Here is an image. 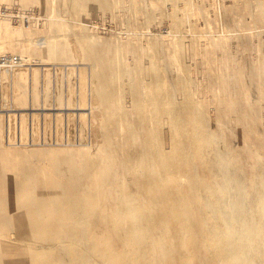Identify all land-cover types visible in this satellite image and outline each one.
I'll return each mask as SVG.
<instances>
[{"label":"rangeland","instance_id":"rangeland-1","mask_svg":"<svg viewBox=\"0 0 264 264\" xmlns=\"http://www.w3.org/2000/svg\"><path fill=\"white\" fill-rule=\"evenodd\" d=\"M5 54L17 62L0 64V148L13 152H0V238L18 236L15 224L3 221L1 201L11 198L12 216L33 204L42 208L25 190L48 195L49 172L89 198L87 210L103 238L137 246L160 232L170 244L190 230L192 264H211L199 257L196 233L195 180L203 168L195 133L212 135L240 163L245 157L264 164V0H0V57ZM153 65L159 80L150 76ZM128 193L143 215H120ZM131 224L144 227L128 232ZM132 255L138 264L161 263L159 255L149 263L145 252Z\"/></svg>","mask_w":264,"mask_h":264},{"label":"bare ground","instance_id":"bare-ground-1","mask_svg":"<svg viewBox=\"0 0 264 264\" xmlns=\"http://www.w3.org/2000/svg\"><path fill=\"white\" fill-rule=\"evenodd\" d=\"M260 3H262V2H260ZM144 6H145V4H144ZM147 7L148 6H146L145 9ZM146 10H145V12H146ZM147 13H148V10H147L146 14ZM148 31H150V30H148ZM134 33L136 34L137 32H134ZM178 33H180V32H178ZM147 37H148V35H147ZM152 41H153V38H152ZM45 45H47V44H45ZM150 45H151V43H150ZM153 45L154 44L152 43V46ZM178 48H179V46H178ZM141 49H143V48H141ZM35 50H36V52H38L41 50V48L35 47ZM146 50H147V48H146ZM147 51L145 53H147ZM46 54H47V52H46ZM27 56H29V55H27ZM22 57L23 56H21V58ZM111 58H109V59H111ZM105 60H107V59H105ZM162 60H163V58H162ZM42 61H39V62H42ZM47 61H49V60H47ZM16 62L13 64L15 65ZM64 63H66V62H64ZM154 63L155 62H153V64ZM19 64H21V63H19ZM150 65H152V64H150ZM164 65H166V63ZM67 66H66V68H67ZM42 67H43V65H42ZM157 67H158V65H157ZM153 68L157 69L153 65V67L151 68V71H149V73H150V76L153 77V79L157 80L158 79V77H157L158 75L156 74L157 70L154 72ZM87 69H89V68H87ZM90 72H91V70H90ZM179 72H180V69H179ZM253 72H254V70H253ZM179 74H181V73H179ZM182 75H184V74H182ZM184 76H185V78L187 77L186 74ZM112 77H113V75H112ZM99 79H100V76H99ZM110 79H111V77H110ZM189 79H186V80H189ZM263 79H264V77H263ZM263 79H261V80L263 81ZM27 81H28V79H27ZM155 82H157V81H155ZM77 83H79V82H77ZM85 83H88V82L85 81ZM86 87L88 88L87 85H86ZM90 88H91V86H90ZM182 88H183V86H182ZM186 88H187V86H186ZM186 88H185V90H186ZM74 89H75V87H74ZM77 89H79V87ZM61 92H63V91H61ZM77 92H78V90H77ZM173 92H175V91H173ZM182 92H184V91L182 90ZM41 94H42V91H41ZM260 95H261V93H260ZM90 98H91V96H90ZM158 98H159V96H158ZM152 99L155 100L154 98H152ZM65 102L67 103V101H65ZM169 104L171 105V103H169ZM187 104L190 105L189 101ZM59 105H61V104H59ZM67 106L68 105H66V107ZM193 106H195V105H193ZM84 107H85V105H84ZM84 107H82V108L84 109ZM76 109H77V107H76ZM164 109H165V107H164ZM184 109H185V107H184ZM225 109H226V107H225ZM61 110H63V108ZM70 110L71 109H69V111ZM182 110H183V108H182ZM252 110H254V109H252ZM80 111H82V110H80ZM80 111H76V113L80 112ZM172 113H173V111H172ZM178 113H180V112H178ZM194 113H196V112H194ZM225 113H228V112H225ZM192 115H193V113H192ZM202 116L203 115H201V117ZM67 117H69L68 113H67ZM201 117H200V119H201ZM87 119H89V117ZM194 119L195 118H193V120ZM33 120H34V118H33ZM243 121H244V119L240 122H243ZM185 122L186 121H184V123ZM195 122H196V119H195ZM201 122H203V121H198V123H201ZM77 124H78V121H77ZM258 125H260V124H258ZM246 126H248V125H246ZM260 126H259V129H260L259 132H261ZM87 127H89V125ZM196 127H198V125H196ZM141 128H142V125H141ZM200 128H201V125H200ZM238 129H239V127H238ZM89 130H91V129H89ZM177 130L178 129H176L175 132H177ZM257 131L258 130H256V132ZM208 132H210V131H208ZM239 132H240V130H239ZM256 132H254V133H256ZM247 134H249V133L247 132ZM177 135H178V132H177ZM256 135H259V133ZM42 136H43V134H42ZM211 136L212 135L199 132V130H198V132L195 133L196 142L198 144L197 146H198V149L200 151V161L202 163V168H203L202 169L203 173L201 174V176H197L196 173H194L197 176V179L195 180L196 181L195 185H196V189H197L196 195H197L198 201H199V204H196V205H199V207H198L199 208V216L195 217L197 219L195 221L198 225V227H196V233H198V236H199L200 241H201V245L199 248L200 249L199 251L201 253L199 252L200 253L199 257L201 259H203V261L206 260V258H209V261L211 262V264H264V164L258 160L259 163L256 166H253L254 164L252 165V163L247 161V158H245V157H244V160L241 161V163H240V159H239L240 156H236L235 159H232L230 157V154L227 152V150L222 147L223 145L222 144H221L222 146L219 145L217 140H215ZM68 137H69V135H68ZM76 137H77V134H76ZM78 137H79V134H78ZM154 138H156V137H154ZM216 139H217V137H216ZM154 140H157V138ZM260 141H262V139ZM76 143H78V142H76ZM154 143H156V142H154ZM181 143H179V144L181 145ZM39 144H37V145H39ZM66 144H68V143H66ZM255 144H256V142H255ZM258 144H259V142H258ZM58 145H60V143ZM181 146H184V145H181ZM153 147L157 148L155 146V144ZM243 147H245V146H243ZM185 149H186V147H185ZM241 149H242V147H241ZM188 150H189V148L186 149L185 152H186V154L190 155L189 154L190 152ZM0 152L3 155V157H5L6 155L10 156L13 153L11 150L5 149L4 147L0 148ZM237 152H238V150H237ZM241 153L245 154V152L243 150ZM159 154H161V152H159ZM25 158L27 159V157H25ZM164 159H166V158H164ZM192 159H194V158H192ZM22 162H23V160H22ZM69 162H70V159H69ZM78 162H79V160H78ZM178 162H180V161H178ZM65 164H67V162ZM193 164L195 165L194 162H193ZM28 165H29V163H28ZM25 166L26 165H24V167ZM195 167L196 166H194V169H196ZM169 168H171V167H169ZM23 169L25 170V168H23ZM23 169H21V170H23ZM5 174H7V173H5ZM192 175H193V173H192ZM44 176H46L47 181L50 182L49 185L50 184L52 185L50 187L51 189L49 187H48L49 190L46 188L47 189L46 194H48V195H44L45 193L43 192L39 196H37V195L34 196V194L25 190V197L26 198L30 199L32 202H34L36 200L37 202H40V204L43 205L44 207L42 206V208H40V209H35V208H33V205H34L33 204L32 206L25 208L26 210H24L23 213H20L16 216H12L11 213H9L11 211V203H10L11 198H9V200H6L4 198L1 201L3 211L6 212L3 221L15 224L16 229H17V232L15 231V233L18 236L17 237L15 236L16 238L13 239L12 238L13 233H11V232L9 234H4L3 237L1 236V238H0V240H1L0 241V264L6 263L7 259L11 260V263H6V264H126V263L127 264H138V259L132 255L133 249H135L136 251L145 252V257L143 258V262H146V263L152 262L153 260H150V258L152 257L153 254H155V255L161 256L160 260H159L161 262L160 264H163V263L166 264L167 263L166 261L168 258H166V257L168 255L170 256V258H172L175 261L174 264H192V253L190 251V246H189V242H188V236L190 234V230H186L183 232L182 237L179 240V243L172 242L170 244H165V240L163 239V236L161 235L160 232L159 233H154V232L152 233L151 232V234L149 233L145 242H140L137 244V246L132 243L133 241L127 242L126 240L123 241L122 239H118V238H114V240H107V239L102 237V233L97 229V226L93 220L92 214L90 212H88V210H87V206L89 204V198H85L83 196V194L79 193L81 191H79V192L76 191L67 181L63 182V181L59 180L58 177L55 176V174H52V173L49 174V172H48V173H45ZM67 176L69 177V175H67ZM77 176H78V174H77ZM9 177H11V176H9ZM10 179H12V178H10ZM89 183H90V180H89ZM6 184L7 183H5L4 186H6ZM36 185H38V182L36 183ZM7 186H8V184H7ZM81 187H82V185H81ZM37 189H40V188H37ZM9 192H11V190ZM126 199H127L126 211L123 213V208L121 207L119 209V211L122 212L120 214V215H122V217H126L127 213H129L130 215H133V216L135 214H139V213H141L143 215L141 210L137 207V202H136V200H134L135 198L132 197L131 194L128 193L126 195ZM198 208H197V210H198ZM186 210H188V209H186ZM104 212H106V211H104ZM185 214H186V212H185ZM106 215H109V214H106ZM102 216H105V214ZM187 216L185 217V219L183 221L184 223L189 222ZM120 220H121V218H120ZM139 225L140 226L135 224V226H134V224H131V227H128L129 231L128 230L127 231L130 232V230H132V229L138 230L139 228L143 229L144 224H142V225L139 224ZM161 229H163V228H161ZM146 232L148 233L147 230H146ZM18 241L21 244H25V245L24 246H18L19 245ZM27 245L28 246L32 245V246H34V248L33 249L29 248ZM202 250H205L206 253H203ZM177 253H179V256L177 255ZM176 256H178V257L175 258ZM2 259L5 260L4 263H2Z\"/></svg>","mask_w":264,"mask_h":264},{"label":"built area","instance_id":"built-area-1","mask_svg":"<svg viewBox=\"0 0 264 264\" xmlns=\"http://www.w3.org/2000/svg\"><path fill=\"white\" fill-rule=\"evenodd\" d=\"M15 59V56L5 54L0 57V64H2L3 66H9L10 64H13L15 61H17Z\"/></svg>","mask_w":264,"mask_h":264}]
</instances>
